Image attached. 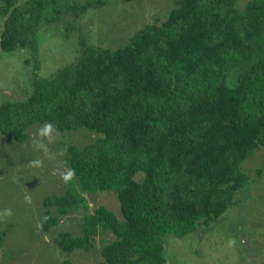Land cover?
<instances>
[{"label":"trees","instance_id":"trees-1","mask_svg":"<svg viewBox=\"0 0 264 264\" xmlns=\"http://www.w3.org/2000/svg\"><path fill=\"white\" fill-rule=\"evenodd\" d=\"M109 1L0 0V50L28 47L34 58L32 90L0 105V134L23 142L45 122L96 133L67 147L75 174L65 193L45 197L42 229L89 210L87 193L114 191L121 217L100 204L85 214L82 235L59 232V248L90 250L95 236L110 233L103 264H166V238L219 219L248 180L242 163L264 147V0L243 9L237 0H175L126 45L82 41L74 63L40 76L42 22Z\"/></svg>","mask_w":264,"mask_h":264},{"label":"rangeland","instance_id":"rangeland-1","mask_svg":"<svg viewBox=\"0 0 264 264\" xmlns=\"http://www.w3.org/2000/svg\"><path fill=\"white\" fill-rule=\"evenodd\" d=\"M249 1L237 0L236 5L243 9ZM174 5L175 0H110L106 6L90 8L80 17L69 13L56 22L43 21L37 36L39 75L51 77L59 68L74 63L82 41L112 49L126 45L147 23L163 21ZM5 18L0 14V28ZM33 64L28 47L0 50V105L7 100L24 99L32 90ZM42 125H31L23 142L0 134V210L10 208L13 213L10 217H0V231L4 236L0 263L63 264L70 260L73 264H103L100 249L113 238L110 233L95 236L92 249L78 248L72 252L62 251L55 238L61 231L82 235L85 214L100 204L121 217L116 192L87 193L89 210L73 209L49 230H36L35 225L42 217H47L45 197L63 194L68 189L70 181L65 183L54 174L57 169H72L67 147H84L97 137L86 127L59 131V140L49 148L62 154L49 160L30 143V137ZM33 159H43V166H30L29 161ZM242 170L248 180L236 192L235 203L219 219L200 225L185 237L170 235L166 238V264H264V147L245 159ZM143 176L144 173L139 172L136 178ZM25 195L31 196V204L25 203ZM51 209L58 214L54 207ZM230 239L235 240V246H228Z\"/></svg>","mask_w":264,"mask_h":264},{"label":"clouds","instance_id":"clouds-1","mask_svg":"<svg viewBox=\"0 0 264 264\" xmlns=\"http://www.w3.org/2000/svg\"><path fill=\"white\" fill-rule=\"evenodd\" d=\"M60 132L57 129L56 125L52 122H45L41 127H39L35 134L30 137V143L32 147L38 151L41 152L43 157L49 160H53L56 158L58 154L62 153H54L49 148V145L56 143L59 140ZM43 159H33L29 161V165L32 167H42L43 166ZM54 174L59 175L60 179L67 183L74 177V170L71 168H68L66 171H60L57 169ZM24 201L27 204L32 203V198L30 195L24 196ZM12 210L10 208H5L3 210H0V217H10L12 216ZM47 217H42L40 222H38L35 227L36 230L39 232L43 228V223L46 221ZM228 246L233 247L235 246V240L230 239L228 241Z\"/></svg>","mask_w":264,"mask_h":264}]
</instances>
